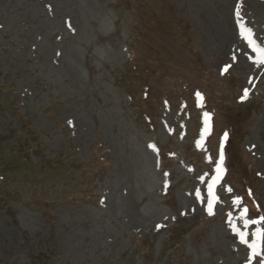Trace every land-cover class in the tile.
I'll list each match as a JSON object with an SVG mask.
<instances>
[{
    "label": "rangeland",
    "instance_id": "1",
    "mask_svg": "<svg viewBox=\"0 0 264 264\" xmlns=\"http://www.w3.org/2000/svg\"><path fill=\"white\" fill-rule=\"evenodd\" d=\"M241 29L264 47V0H0V264H264L240 219L256 173L264 211V65Z\"/></svg>",
    "mask_w": 264,
    "mask_h": 264
},
{
    "label": "snow or ice",
    "instance_id": "2",
    "mask_svg": "<svg viewBox=\"0 0 264 264\" xmlns=\"http://www.w3.org/2000/svg\"><path fill=\"white\" fill-rule=\"evenodd\" d=\"M239 7V6H238ZM237 15L239 13L237 12ZM241 38L244 39L248 46L257 54V59L253 61V63L257 65H264V47L257 45L256 41L253 39L251 30H245L241 29L240 32ZM244 95L247 96V89H245ZM199 96V94H197ZM205 116L207 117V113H205ZM227 138V134H225V139ZM149 147L154 148V146L149 145ZM221 148H223V140L221 142ZM223 161V152H221L220 161L217 162V167L215 169L217 176L213 179V185L216 183L218 179H220V173L222 172L221 163ZM213 185H209V196L212 197V199L208 202V211L209 214H212V208H213V201L215 199L213 195ZM199 198V196H198ZM240 201L237 199L234 201V204L239 205ZM248 210L242 209L241 217L240 219L243 221V225L245 228L250 227L251 225H257L255 232L252 233V236L256 238V242H253L251 244H247V234L243 231H237L235 227H233V232L239 237L240 243L247 244V246L251 249V254L249 256V260L252 259V257H255L259 255L257 252V248L259 246V241L264 239V228L259 227V225L264 224V216L255 218V219H249L247 217ZM158 228L160 226H157Z\"/></svg>",
    "mask_w": 264,
    "mask_h": 264
},
{
    "label": "trees",
    "instance_id": "3",
    "mask_svg": "<svg viewBox=\"0 0 264 264\" xmlns=\"http://www.w3.org/2000/svg\"><path fill=\"white\" fill-rule=\"evenodd\" d=\"M28 131H29V133H33V129H32L31 127L28 128ZM234 143H235V141L233 142V144H234ZM237 143H238V146H241L238 140H237ZM238 148H239V147H238ZM50 162H52V163H56V164H58L60 167H64V166L62 165V163L60 162V160H58V161H50ZM59 162H60L61 164H59ZM232 166H233V163L230 164V168H231V169H232ZM247 170H249V169H247ZM247 170H246V171H247ZM250 171H251V169H250ZM251 172H252V171H251ZM253 182H254V183L257 182V177H256V176L252 179V182L249 183L250 186L255 190V186H254ZM242 186H246V185H242ZM240 188H241V186H240ZM243 191H244V189H242V192H243ZM255 196H256V195H252V197H255ZM247 205L251 208V211H252V212L255 211V210H257V209H255V207H254V209H253V208H252V205H250V203H247ZM261 213L264 215V211L261 212Z\"/></svg>",
    "mask_w": 264,
    "mask_h": 264
}]
</instances>
